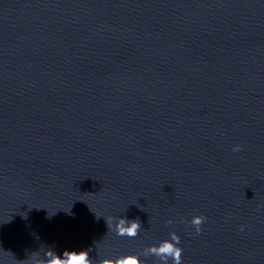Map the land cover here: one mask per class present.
Returning <instances> with one entry per match:
<instances>
[{"label":"water","instance_id":"water-1","mask_svg":"<svg viewBox=\"0 0 264 264\" xmlns=\"http://www.w3.org/2000/svg\"><path fill=\"white\" fill-rule=\"evenodd\" d=\"M173 231L264 264V0H0V264H160Z\"/></svg>","mask_w":264,"mask_h":264},{"label":"clouds","instance_id":"clouds-1","mask_svg":"<svg viewBox=\"0 0 264 264\" xmlns=\"http://www.w3.org/2000/svg\"><path fill=\"white\" fill-rule=\"evenodd\" d=\"M241 150L240 145H235L234 152ZM206 217L203 215H195L191 224L195 226L197 233L202 228ZM107 220V219H106ZM172 223L171 220L168 221ZM109 230L114 229L116 235L136 237L141 230V223L138 219L128 220L127 217H120L118 220H107ZM170 239H164L159 244H153L144 250V256L157 257L160 264H169L171 259L172 264H181L183 248L180 245L181 237L173 231L170 234ZM44 256H41V251L31 254V264H94L90 258L88 250H68L65 249L62 254L57 253L52 248L43 249ZM46 257V258H45ZM98 264H147L146 259H142L139 254H127L124 256L113 258H104L99 260Z\"/></svg>","mask_w":264,"mask_h":264}]
</instances>
